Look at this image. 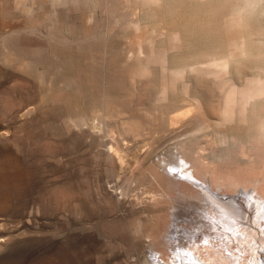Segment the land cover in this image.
I'll list each match as a JSON object with an SVG mask.
<instances>
[{
    "label": "rangeland",
    "instance_id": "1",
    "mask_svg": "<svg viewBox=\"0 0 264 264\" xmlns=\"http://www.w3.org/2000/svg\"><path fill=\"white\" fill-rule=\"evenodd\" d=\"M162 1L159 7L137 4L134 12L124 6L123 1L115 14H108L101 11L96 0H62V3L0 0V48L9 39L49 41L51 54L57 56L59 50L60 58L67 60L65 72L85 85L90 93L104 78L103 70L91 67L97 54L93 51L97 49L89 52L71 45L84 40L86 31L94 28L98 20L101 34L118 47L117 56L130 55L136 44L145 38L143 34L155 28L166 35L178 31L187 50L191 48L188 45H193L192 52L196 50L194 45L202 46L197 51L204 50L212 41L223 42L231 36L242 42L248 53L234 62L227 77L237 85L264 84V0ZM134 14L146 24L141 31L143 34L136 33L126 23L132 16L137 17ZM166 35L162 38L166 39ZM185 50V54L192 53ZM14 67L0 59V264H151L148 253L151 243L145 232L150 231L159 242L172 228L171 222L168 224L167 209L180 205L183 215L188 216L193 212V205H199L188 197L176 200L178 204L174 202L177 189L170 187L163 175L166 171L172 172L169 163L183 153L178 145L182 142L175 133L197 113L190 100L193 95L202 103L203 109L198 112L204 111L212 120H220L222 93L218 82L208 75L188 73L184 82L189 85V93L184 91L183 82L170 92L161 106V126L147 127L146 136L135 139L127 136L124 141L121 120L110 119L102 124L87 112L90 94L80 101L88 113L86 117L75 115L63 103L49 98L48 93L66 86L67 80L61 73L51 70L44 79L35 71ZM139 84L154 90L160 87V83ZM183 92L188 96L182 97ZM257 106H253L254 110L264 111L263 104ZM186 108L191 110L188 112ZM172 114L177 119L171 124ZM250 121L247 125L237 121L228 124L231 138L245 146L247 156L235 145L216 146L212 132L183 145L196 142L202 147L203 159L214 163L215 171L219 170L217 173L232 176L235 171L243 174L248 169L249 177H253V173L260 177L264 174V139L258 135L262 126L256 119L253 123ZM109 146L111 156L107 154ZM152 146L154 151L144 158V153ZM185 155L192 159L193 155ZM151 172L162 175L157 178L166 186L167 196L157 180L151 178ZM130 176H133L131 183L127 181ZM242 178L247 179L244 174ZM127 182L130 188L125 186ZM184 188L189 189L186 185ZM222 193L232 196L238 191L225 188ZM163 205L166 209L157 211ZM163 215L165 219L160 218ZM140 222H145L142 224V229H147L143 231L144 236L137 230ZM143 243L145 248L140 252ZM159 248L165 253L161 258L168 260L166 252H170L166 247Z\"/></svg>",
    "mask_w": 264,
    "mask_h": 264
},
{
    "label": "bare ground",
    "instance_id": "2",
    "mask_svg": "<svg viewBox=\"0 0 264 264\" xmlns=\"http://www.w3.org/2000/svg\"><path fill=\"white\" fill-rule=\"evenodd\" d=\"M57 1L62 3V0ZM96 1L103 13L115 14L116 9L123 1V5L133 11L137 4L159 7L162 0ZM168 2L170 3V1ZM126 23H129V26L136 33H140L146 28V24L138 16H132ZM100 24L101 22L98 20L94 28L86 31L84 40L71 45L76 46V48L87 49L89 52L95 50V48L97 49V52L93 51L94 54H97L91 67L103 70L104 78L101 83L93 87L90 86L92 87L90 93L86 90L85 85L78 83L71 74L65 72L68 66L67 60L60 58L58 55L59 50L55 51L57 56L51 54L52 49L49 41L24 40L14 42L9 39V42L0 48V59L6 64L15 66L14 68L20 66L26 68V70L35 71L41 78L46 77L51 70L61 73L62 77L67 80L66 88L48 93L49 98L52 101L63 103L75 115L86 117V114L91 113L92 117L98 119L102 124L110 119L121 120V138L124 141L127 136L134 137L133 139L146 136L149 133L145 131L147 127L161 126L163 118L161 106L168 100L170 92L175 91L177 84L183 82L185 85V88L183 87L184 91L186 94L189 93V85L185 84L186 81L184 82L188 73H199L213 77L218 82L222 93L220 120L214 121L204 111L198 112V109L202 108V103L197 96L193 95L190 100L192 99L193 109L197 110V113L192 117L190 116L191 118L189 117L184 122L182 129L180 131L178 129V132L175 133L178 141L182 142L178 145L180 144L183 153L180 152L181 154L177 155L178 159L176 158V161L169 163L172 172L166 171L163 175L169 181L170 187L177 189L178 196L173 197V201H180V198L182 200L183 197H188L198 201L199 205H193L191 208L193 212L188 216L183 215V208L180 205L174 204L167 209L169 212L168 224L170 225V222L172 224L169 234L162 235V240L157 242L149 234L150 231L148 234L145 232V236L148 237L151 243L149 245V257L151 264H264V174L259 177L251 171L253 177H249L250 171L247 172L248 169H245L246 173H242L247 179H243V174L236 171L232 173V176H228L227 173H217L219 170L215 171L217 168L214 167V163L211 164L203 159L202 147L196 142L189 146L183 145L184 142L196 141L200 135L212 132L213 143L216 146L230 147L235 145L238 149H241L239 151L244 152V155L247 156L246 150H244L245 146L243 148L241 142L231 138L228 132V124L237 121L240 125H247L251 123L250 120L253 123L255 119L260 121V124H258L262 126L258 130V135L261 139H264V111L256 108L254 110L253 107L257 104H259L258 106L264 105L262 103L264 102V84L255 86L252 82H246L243 85H237L227 77L234 62L247 55L246 46L236 38L235 40L229 36L226 39L224 38L225 41H220L221 43L218 40V42L212 41V45L204 50L197 51L198 47L202 48V46L196 47L194 45L195 52L191 51L193 45H188V47H191L189 50L191 49L190 52L192 53L187 52L185 54L186 42L178 31L168 32V35H166L157 27L158 30H155L156 28L151 29L152 32L150 30L146 31L145 34L141 32L145 38L136 44L133 51H130V55L126 56L121 53L120 56H117L119 53L118 47L116 48L113 45L114 43H109L106 36L101 34ZM163 35H166V39L162 38ZM65 46H63L64 49ZM125 48L127 50V47ZM189 50L186 48L185 51ZM174 56L175 58H173ZM113 63H116V65L114 66ZM112 67L115 68L112 69ZM262 71L264 76V68ZM139 82H148L151 85L160 83V87L157 90L151 87L143 88ZM87 86L89 85L87 84ZM178 88L180 87L178 86ZM87 94H90L91 97ZM183 96L188 95L184 93ZM82 97H90L86 102L88 113L80 104ZM188 109L186 108V110ZM186 110L184 111L187 113ZM181 114L177 115L182 116ZM176 117L175 115L171 116V124L176 122ZM178 145L175 146L178 147ZM111 146L107 149L109 156L112 155ZM154 149L152 146L144 153L143 157H149ZM184 152L193 155L192 159H188ZM139 167L137 166V168ZM157 175L159 174L151 172L150 176L157 180L156 182L161 191L166 193V186L158 180L159 176L162 175ZM237 175H241V177ZM131 180H133V176L127 179L129 182ZM129 184L127 182L125 186L128 187ZM185 185L189 189L184 188ZM248 185H251V187H248ZM225 188L226 190L236 189L238 193H234L235 195L232 196L225 195L222 193ZM188 190H192V192ZM167 194L169 193L165 195L167 196ZM176 202L178 204V201ZM164 209H166L165 206L157 211ZM165 216L163 215L160 218L165 219ZM143 223L140 222L137 228L142 236H144L143 231H147V229H142ZM159 246L166 247L167 251L170 252H166L169 255L168 260L161 258L165 253L163 248H159ZM143 247L145 248L144 243L140 247V252L143 251ZM245 253H248V255H245Z\"/></svg>",
    "mask_w": 264,
    "mask_h": 264
}]
</instances>
